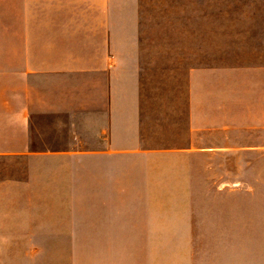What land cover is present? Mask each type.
<instances>
[{
    "label": "crops",
    "instance_id": "1",
    "mask_svg": "<svg viewBox=\"0 0 264 264\" xmlns=\"http://www.w3.org/2000/svg\"><path fill=\"white\" fill-rule=\"evenodd\" d=\"M0 164V264L80 243L65 181L110 213L171 165L189 264H264V0H0Z\"/></svg>",
    "mask_w": 264,
    "mask_h": 264
},
{
    "label": "rangeland",
    "instance_id": "2",
    "mask_svg": "<svg viewBox=\"0 0 264 264\" xmlns=\"http://www.w3.org/2000/svg\"><path fill=\"white\" fill-rule=\"evenodd\" d=\"M19 173L13 164H0L7 179ZM151 176L163 179L122 183L128 187L117 193L127 196L114 197L117 211L110 213L97 211L92 181H65V197L38 199L62 204L63 211L38 213L37 224L68 228L80 243L2 246L6 264H189L190 246L173 237L172 165Z\"/></svg>",
    "mask_w": 264,
    "mask_h": 264
}]
</instances>
